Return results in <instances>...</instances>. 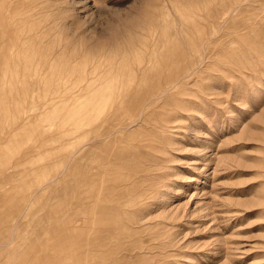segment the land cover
Instances as JSON below:
<instances>
[{"label":"rangeland","instance_id":"374dc122","mask_svg":"<svg viewBox=\"0 0 264 264\" xmlns=\"http://www.w3.org/2000/svg\"><path fill=\"white\" fill-rule=\"evenodd\" d=\"M0 27V264H109L116 217L154 239L121 264H264V0H0Z\"/></svg>","mask_w":264,"mask_h":264},{"label":"bare ground","instance_id":"6f19581e","mask_svg":"<svg viewBox=\"0 0 264 264\" xmlns=\"http://www.w3.org/2000/svg\"><path fill=\"white\" fill-rule=\"evenodd\" d=\"M44 15V14H43ZM201 17V16H200ZM188 21H191V20H187L183 25H185ZM11 21L10 20H7V23H10ZM189 23V22H188ZM191 23V22H190ZM189 23V24H190ZM195 23H197V22H195ZM42 24V23H41ZM192 24V23H191ZM199 24V23H198ZM197 24V25H198ZM196 24H194V26H195ZM202 24H200V26H201ZM190 26V25H189ZM193 26V25H192ZM191 26V27H192ZM193 26V27H194ZM40 27V26H39ZM187 27V29L189 28L188 27V25L186 26ZM31 28V27H30ZM199 28V27H198ZM48 29V28H47ZM0 30H1V32H0V60H10V52H11V50H12V48H13V46L15 45V42L17 41V39H16V37H17V34H12V33H9V32H7V31H4V30H2L1 29V27H0ZM54 30V29H53ZM185 30V29H184ZM190 30V29H189ZM195 30H197V28L195 29ZM28 31H31L30 29L28 30ZM43 31V30H42ZM202 31V30H201ZM197 32V31H196ZM176 33V32H175ZM39 34H41V33H39ZM58 34V33H57ZM173 35H175V34H173ZM53 36V35H52ZM177 36V35H176ZM55 38V37H54ZM199 38V37H198ZM137 39H139V38H137ZM174 39V38H173ZM50 40V39H49ZM175 40V39H174ZM203 40V39H202ZM61 41V40H60ZM190 41V40H189ZM189 41H187V43L189 42ZM192 41V40H191ZM195 41V40H194ZM194 41H192V42H194ZM18 42V41H17ZM57 42V41H56ZM130 43V42H129ZM195 43H196V41H195ZM201 43V42H200ZM51 44V43H50ZM138 44L140 45L141 43L140 42H138ZM189 44V43H188ZM49 45V44H48ZM56 45V44H55ZM60 45H61V43H60ZM131 44H129V46H130ZM192 45H194V44H192ZM125 46V45H124ZM128 46V48H130ZM132 46H134V45H132ZM23 47V46H22ZM60 47V46H59ZM139 47V46H138ZM137 46H136V50H138L137 48H138ZM29 48V47H28ZM30 48H32V46L30 47ZM37 48H39V47H37ZM133 48V47H132ZM52 49V48H51ZM56 49V48H55ZM33 50H34V47H33ZM37 50H39V49H37ZM54 50V49H53ZM3 51V52H2ZM30 51V50H29ZM35 51V50H34ZM33 51V52H34ZM50 50H48V52H49ZM85 51V50H84ZM139 51V50H138ZM38 52H36V54H37ZM132 53V52H131ZM47 54V53H46ZM49 54V53H48ZM102 54V53H101ZM126 54H128V53H126ZM134 54V53H133ZM35 55V54H34ZM34 55H33V58H35L34 57ZM38 55H39V53H38ZM53 55V54H52ZM120 55V54H119ZM30 56V55H29ZM44 56V55H43ZM128 56V55H127ZM126 56V57H127ZM32 57V56H31ZM36 57H37V55H36ZM60 57V56H59ZM71 57V56H70ZM135 57V55H133V58ZM41 58V57H40ZM55 58V60H56V57H52V59H54ZM58 58V57H57ZM63 58V57H62ZM129 58H130V55H129ZM36 59V58H35ZM59 59V58H58ZM61 59V58H60ZM65 58H63V60H64ZM94 59V58H93ZM125 59H128V58H125ZM47 59H45V61H46ZM62 60V61H63ZM124 60V59H123ZM129 60V59H128ZM34 61V60H33ZM40 61V60H39ZM44 61V62H45ZM58 61V60H57ZM68 61H71V60H68ZM109 61V60H108ZM29 62H30V60H29ZM36 62V61H35ZM41 62V61H40ZM54 62H56V61H54ZM59 62H61V60L59 61ZM102 62V61H101ZM100 62V63H101ZM26 63V62H25ZM46 63V62H45ZM99 63V64H100ZM34 64V63H33ZM40 64V63H39ZM46 64H48V63H46ZM56 64V63H55ZM30 65H32L31 64V62H30ZM57 65H59V64H57ZM61 65V64H60ZM86 65H88V63H86ZM32 66H34V65H32ZM37 66V65H36ZM55 66V65H54ZM5 67V66H4ZM56 67V66H55ZM97 66H95V68H96ZM38 68V66L35 68V69H37ZM39 68H40V66H39ZM53 68V67H52ZM94 68V71H97L96 69ZM32 69H33V67H32ZM35 69H34V71H35ZM56 69H58L57 67H56ZM55 69V70H56ZM52 70H54V69H52ZM52 70H50V72L52 73ZM93 71V70H92ZM125 71V70H124ZM123 71V72H124ZM6 72H7V70L4 68V69H0V73L1 74H3L4 76H6ZM53 72H56V71H53ZM90 72V71H89ZM35 73H38L37 71L35 72ZM186 73V72H185ZM23 74V73H22ZM54 74V75H53ZM53 74H50V75H53V76H55V73H53ZM97 74V73H96ZM123 74V73H122ZM124 74H127V75H129V76H125L126 78H128V77H131V73H125L124 72ZM123 74V75H124ZM132 74H135V73H132ZM50 75H48V76H50ZM59 75V74H58ZM85 75V74H84ZM18 76H19V74H18ZM26 76V75H25ZM96 76V75H95ZM106 76H108V74L106 75ZM117 76H118V74H117ZM188 76V75H187ZM22 77H23V75H22ZM27 77V76H26ZM92 77H94V76H92ZM124 77V78H125ZM101 78V77H100ZM132 78V77H131ZM92 79V78H91ZM106 79V77L104 78V80ZM111 79H112V77H111ZM97 80V79H96ZM100 80V79H99ZM107 80V79H106ZM109 80H110V78H109ZM108 80V81H109ZM114 80V79H113ZM115 80H117V79H115ZM126 80H129V78L128 79H126ZM93 82H95L94 80H92ZM122 81V80H121ZM104 82V81H103ZM105 82H107V81H105ZM104 82V83H105ZM123 82H126V85H127V81H125V79H124V81ZM170 82V81H169ZM96 83V82H95ZM99 83V82H98ZM102 83V80H100V84ZM103 83V84H104ZM117 83H118V85H119V81H117ZM117 83H116V85H117ZM121 83V82H120ZM128 83H130V81L128 82ZM131 83H133L132 81H131ZM99 84V85H100ZM105 84H108V82L107 83H105ZM111 84V83H110ZM166 84V83H165ZM97 85V84H96ZM131 87H132V84H129ZM91 86V85H90ZM114 86V89H116V87H115V85H113ZM113 86H111L110 85V89H111V87L113 88ZM93 87V86H92ZM99 87V86H98ZM97 87V88H98ZM102 87H103V85L101 84V87H100V89H102ZM119 87V86H118ZM122 86H120V88H121ZM95 88V87H94ZM107 88H109V84H108V87ZM106 88V89H107ZM90 89V88H89ZM99 89V88H98ZM95 90L96 92H98V91H100V90ZM105 89V90H106ZM127 89V88H126ZM128 89H129V87H128ZM104 90V91H105ZM108 91H110L109 89H108ZM112 91H113V89H112ZM115 91V90H114ZM94 92V91H93ZM96 92H94V93H96ZM116 93H118L119 92V90H117V91H115ZM115 92H111V95H112V93H115ZM108 93V92H107ZM107 93L106 92H104V93H102V94H104L103 96L105 97V94H106V96H107ZM92 94V96H93V93H91ZM97 94V93H96ZM108 95H109V93H108ZM119 95V94H118ZM165 95V94H164ZM91 96V95H90ZM90 96L88 95V97H89V99H90ZM95 96H97L98 97V95H94V97ZM100 96H102V95H99V97ZM102 96V97H103ZM114 96V97H113ZM101 97V98H102ZM103 97V99H105ZM109 97H110V95H109ZM112 97H113V99L114 98H116L115 97V95H112ZM101 98H100V100H101ZM108 97H106V99H107ZM95 99V101H96V97L95 98H93V100ZM105 99V100H106ZM110 99H112L111 97L109 98V100ZM98 100V99H97ZM99 100V101H100ZM103 101V100H101L102 102H105L106 103V105H107V102L106 101ZM115 100V99H114ZM114 100H110V103H112V101H114ZM117 100V99H116ZM92 101V100H91ZM100 101V102H101ZM89 102V101H88ZM94 102V101H93ZM92 102V104H95V103H93ZM98 102V101H97ZM101 102V103H102ZM109 102V101H108ZM117 102V101H116ZM115 102V103H116ZM90 103V102H89ZM109 103V104H110ZM98 104H99V102H98ZM104 104V103H103ZM90 105H91V103H90ZM96 106V105H95ZM94 106V107H95ZM97 106H99V108H100V104L99 105H97ZM103 106V105H102ZM101 106V107H102ZM88 107H89V105H88ZM92 107H93V105H92ZM108 107V106H107ZM90 108H91V106H90ZM89 108V110H92V108L90 109ZM96 108V110H97V107H95ZM104 108V107H103ZM94 109V108H93ZM102 110V109H101ZM104 112H105V110H103ZM95 112H99L100 113V111L98 110V111H94V113ZM90 113V112H89ZM93 113V112H92ZM102 113V112H101ZM94 114H92V116H93ZM98 116H100L99 114H98ZM102 116V115H101ZM95 117V116H94ZM89 118V117H88ZM92 118V117H91ZM90 118V119H91ZM99 118H101V117H99ZM98 119V117H97V115H96V120ZM93 120H94V118H93ZM93 120H92V123H93ZM81 121V120H80ZM88 121V120H87ZM86 121V122H87ZM90 121V120H89ZM79 122V121H78ZM77 122V123H78ZM82 122V121H81ZM90 123V122H89ZM82 124H85V122H83ZM81 124V126H84V125H82ZM91 124V123H90ZM85 125H88V123H86ZM80 125H79V127H81ZM75 150V149H74ZM77 156V155H76ZM75 157V156H74ZM65 170V169H64ZM129 177V176H128ZM123 181H125L124 179H123ZM28 189H30V187L28 188ZM39 191V190H38ZM126 199V197H123V196H119V197H117V198H115L114 200H113V203H114V205L113 206H115L116 208H118V210H120V209H123L124 211L123 212H126V214H129L130 212H129V210H126L125 209V205H129V201H127V200H125ZM130 203H132V201H130ZM133 204V203H132ZM26 210V209H25ZM141 209L139 208V209H136V210H134V212L135 213H139V214H141ZM116 220L118 221L117 223L116 222H109V228H108V231H106L105 232V234L106 235H108L107 236V238L105 239L107 242L106 243H104L103 245H102V247H106L111 241H115L116 242V247L114 248L113 246H111V243H110V247H108V251H106L107 253H108V257H109V264H114L115 263V261H114V255L116 254L117 256H116V261H117V264H121L122 262V258L123 257H126V256H128V254L130 255V256H134L135 255V253L137 252V249H139V250H144L145 249V251H146V249H147V251H150L151 249H154V247H152V242H153V238L152 237H150L148 240H146V241H144V242H142L141 244H137L135 241H128V242H123V238L125 237L124 236V234L122 233V230H123V228H124V223H123V221L121 220V219H119V217H116ZM141 222V221H140ZM101 224H103V220H101ZM124 236V237H123ZM103 238H104V236H103ZM110 239H112V240H110ZM149 244V245H147L148 247L146 248L144 245L145 244ZM146 251V252H147ZM106 252H104V254L106 253ZM148 253V252H147ZM131 263V262H130Z\"/></svg>","mask_w":264,"mask_h":264}]
</instances>
